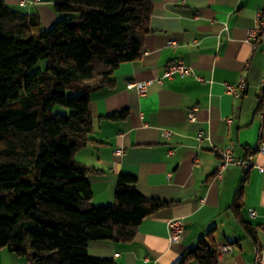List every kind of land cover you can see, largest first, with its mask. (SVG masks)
<instances>
[{
    "label": "crops",
    "instance_id": "crops-1",
    "mask_svg": "<svg viewBox=\"0 0 264 264\" xmlns=\"http://www.w3.org/2000/svg\"><path fill=\"white\" fill-rule=\"evenodd\" d=\"M5 1L35 12L45 26L57 19L53 0L24 6ZM259 10L264 0H153L140 57L120 63L109 85L90 91L92 129L74 159L85 168L92 203L114 201L120 172L136 176L142 195L169 203L143 218L131 240L91 241L90 255L110 258L112 264H175L210 231L216 249L230 246L217 253L216 264H251L255 243L264 244V172L231 163L217 178L214 166L217 150L225 147L234 160L264 165L259 152L264 120L258 116L264 45L254 47L247 39ZM178 59L190 72L157 81ZM242 77L246 87L240 96L226 92V84H238ZM132 79L154 81L140 95L128 87ZM87 82L96 85L98 79ZM120 111L124 114L112 117ZM163 129L170 131L168 137ZM176 216L183 219L185 232L171 242L167 222ZM0 264L35 263L1 247Z\"/></svg>",
    "mask_w": 264,
    "mask_h": 264
},
{
    "label": "trees",
    "instance_id": "trees-1",
    "mask_svg": "<svg viewBox=\"0 0 264 264\" xmlns=\"http://www.w3.org/2000/svg\"><path fill=\"white\" fill-rule=\"evenodd\" d=\"M152 3L53 0L57 19L43 28L35 12L0 0V248L35 264H112L88 244L131 240L143 218L169 204L142 195L136 176L120 172L114 201L95 205L74 159L92 129L90 91L140 57ZM40 59L45 68L32 71ZM213 238L208 231L175 264H216Z\"/></svg>",
    "mask_w": 264,
    "mask_h": 264
},
{
    "label": "built area",
    "instance_id": "built-area-1",
    "mask_svg": "<svg viewBox=\"0 0 264 264\" xmlns=\"http://www.w3.org/2000/svg\"><path fill=\"white\" fill-rule=\"evenodd\" d=\"M40 0H17L20 5L24 6L31 2H39ZM247 39L250 41V44L252 46H257L259 43L264 45V10H259L255 14L254 18V25L247 30ZM174 45L175 42H172ZM190 72V68L186 66L182 60H174L170 61V63L167 64L164 72L162 75L157 78V81H161L163 78L171 77L174 74H186ZM153 79H147V80H131L128 82V87L131 89H134L138 94L144 95L148 91L149 86L153 83ZM260 84L264 86V74L261 78ZM246 87V82L244 78L242 77L238 84H226V92L229 94H233L235 96H240L243 92V90ZM258 116L261 120H264V93L262 98V108L258 112ZM188 118L190 120H194L195 116L193 112L188 113ZM163 135L165 137H168L170 135V131L167 129H163L162 131ZM201 134L199 133L198 138H200ZM116 151L122 152L121 149H117ZM259 152L264 155V144H261L259 147ZM218 155V161L215 163L214 166V176L217 178H221L222 172L224 168L231 163H238L245 166L247 169L255 167L259 169L260 171L264 172V165H258L253 164L249 160H234L232 156V151L230 147H225L222 149L217 150ZM199 161L195 160V165H198ZM251 215H254L253 210H249ZM168 228L169 233L168 237L171 242H177L180 241L181 238L184 236L185 228H184V221L182 218H171L168 220ZM230 249V246L223 245L217 247V253L222 254L227 252ZM251 264H264V244L263 242L257 241L255 243V249H254V256Z\"/></svg>",
    "mask_w": 264,
    "mask_h": 264
},
{
    "label": "rangeland",
    "instance_id": "rangeland-1",
    "mask_svg": "<svg viewBox=\"0 0 264 264\" xmlns=\"http://www.w3.org/2000/svg\"><path fill=\"white\" fill-rule=\"evenodd\" d=\"M22 10H24V8H22ZM53 12H54V10H53ZM58 14L63 15L65 13H58ZM42 27L43 28H49L50 26H45V24L42 23ZM45 64H46L45 59H40L38 61V63L32 68V71L42 70V68L44 69L45 68ZM62 110H63L62 107H60L59 105H56L53 108L54 112L55 111H62Z\"/></svg>",
    "mask_w": 264,
    "mask_h": 264
}]
</instances>
